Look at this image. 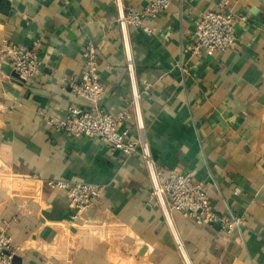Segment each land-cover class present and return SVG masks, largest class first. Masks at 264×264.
<instances>
[{
  "label": "crops",
  "instance_id": "0c3cea01",
  "mask_svg": "<svg viewBox=\"0 0 264 264\" xmlns=\"http://www.w3.org/2000/svg\"><path fill=\"white\" fill-rule=\"evenodd\" d=\"M155 0H0V47L35 49L43 65L23 83L0 59V224L21 264H264V0H175L129 27L128 71L121 10ZM210 11L239 20L236 41L214 57L193 55L195 22ZM92 43L111 114L140 94L144 136L158 170L191 174L214 211L243 218L232 236L198 225L151 197L140 154L68 136L51 124L88 102L64 90ZM133 79V80H132ZM132 139L139 132L135 121ZM49 179L101 188L95 205L69 221L64 192ZM179 243L182 249L179 248Z\"/></svg>",
  "mask_w": 264,
  "mask_h": 264
},
{
  "label": "built area",
  "instance_id": "2783aa9c",
  "mask_svg": "<svg viewBox=\"0 0 264 264\" xmlns=\"http://www.w3.org/2000/svg\"><path fill=\"white\" fill-rule=\"evenodd\" d=\"M174 1L155 0L142 10L129 7L120 11L117 22L123 36L131 78L134 66L127 43L129 27L135 26L153 34L155 30L149 28L146 21L168 12ZM239 20L244 21L245 18H237L226 11H210L204 14L195 22L193 55L211 58L217 53L228 51L237 39L235 27ZM83 57L84 68L80 79L77 82L65 83L64 90L86 100L88 108L71 107L63 118L52 120L51 124L68 136L100 140L128 157L140 154L151 179V197L158 200L170 224L169 211L173 210L186 219L194 220L198 225L218 227L229 236L240 230L244 226L243 218L230 217L214 211L208 193L194 181L191 174H183L174 169H157L144 136L145 126L140 110L141 95L149 94L150 85L145 83L140 94L133 83L130 105H124L115 114H111L102 106L106 86L101 81L99 57L92 43L85 45ZM0 59L10 64L12 71L23 83L33 81L42 72L43 62L35 49L5 43L0 47ZM132 121H135L139 132L135 139H132V129L127 127ZM38 182L44 183L54 192H64L69 221L73 223L79 222L101 196L100 187L85 182L54 179ZM179 248L182 249L180 243ZM14 258L13 239L0 224V264H14Z\"/></svg>",
  "mask_w": 264,
  "mask_h": 264
},
{
  "label": "water",
  "instance_id": "95a60500",
  "mask_svg": "<svg viewBox=\"0 0 264 264\" xmlns=\"http://www.w3.org/2000/svg\"><path fill=\"white\" fill-rule=\"evenodd\" d=\"M17 76V75H16ZM18 77V76H17ZM14 264H21L19 258L15 257L14 258Z\"/></svg>",
  "mask_w": 264,
  "mask_h": 264
}]
</instances>
